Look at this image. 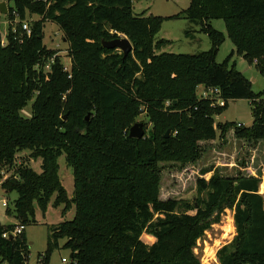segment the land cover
Wrapping results in <instances>:
<instances>
[{
    "label": "trees",
    "instance_id": "1",
    "mask_svg": "<svg viewBox=\"0 0 264 264\" xmlns=\"http://www.w3.org/2000/svg\"><path fill=\"white\" fill-rule=\"evenodd\" d=\"M6 1L12 5L5 16L6 45L0 46V187L17 195L6 214L25 228L35 222V209L45 213L52 196L62 215L74 207L71 221L48 228L39 264L48 263L60 240L70 264H199L193 247L225 209L234 210L235 236L218 250L219 264H264L259 178L203 170L213 173L196 180L195 201L157 199L159 164H194L204 143L229 131L252 146L264 141V94L253 93L226 61L215 62L224 38L208 25L223 20L236 54L264 78V0H191L183 17L166 18L133 15V0ZM28 16L39 18L29 24V35L21 27ZM181 18L200 26L209 50L157 54L170 44L156 39L162 23ZM46 22L62 33L69 70L57 51L43 45ZM121 37L132 45L125 58L101 43ZM199 86L217 89L224 106L196 96ZM33 98L29 116H23ZM236 100L249 102L251 125H215L214 117ZM141 106L152 131L129 138ZM24 150L41 161L40 173L16 162ZM62 155L72 172L71 198L58 178ZM16 225H0V264H27L24 230L2 238ZM143 235L154 241L146 244Z\"/></svg>",
    "mask_w": 264,
    "mask_h": 264
},
{
    "label": "rangeland",
    "instance_id": "2",
    "mask_svg": "<svg viewBox=\"0 0 264 264\" xmlns=\"http://www.w3.org/2000/svg\"><path fill=\"white\" fill-rule=\"evenodd\" d=\"M1 2V1H0ZM191 0H133V15L156 16L166 18L174 15L184 16L189 8ZM11 7V3H6ZM37 16H28L25 23L30 24L38 20ZM212 30L220 32L224 38L220 45L215 62L222 64L226 61L227 67H234L242 76L248 80L253 93L264 94V78L257 72L254 64H249L243 57L236 54L234 46L227 35L226 25L223 20H210L208 22ZM8 32V19L0 14V41L6 42ZM122 38V37H121ZM156 39L168 40L170 44L164 46L159 53L171 54H198L208 51L210 41L206 34L201 32L198 25L191 24L186 19L166 20L162 23ZM43 45L49 50H55L60 56V62L69 70L70 61L67 57V44L63 40L59 28L51 22H46L43 27ZM48 66L45 67L47 70ZM203 87L196 89V96L200 97ZM34 98L28 102L23 109L22 115L28 117ZM168 104V102L166 103ZM251 106L247 100L229 101L227 108L218 116L214 117V124L239 123L244 127H249L252 123ZM135 123L143 125L145 136L152 131V125L146 118V107L141 106L140 115ZM174 135V133H172ZM144 136V137H145ZM219 134L217 133V137ZM219 138V137H218ZM204 153L199 161L194 164L180 167L179 164L161 163L159 164V188L157 199L166 201L170 199H184L193 202L197 199L196 180L204 177L208 180L212 176V171L202 174L203 170H217L220 175L232 177L242 173L244 176H254L259 178V194L264 199V141H260L256 146L249 142L238 140L232 131H229L223 139H216L210 143H204ZM29 151H19L16 154V162L30 167L34 172L40 173L39 159L32 160ZM59 170L58 178L66 191L67 197L71 198L73 193V178L71 169L65 162L64 155L57 160ZM244 163V167L242 166ZM10 173H5L4 178ZM16 193H5L0 187V225L7 226L18 224L13 216L6 214V209L13 210ZM203 197V195H202ZM54 196L51 197L44 214L39 209L34 211V223L25 226L24 234L29 247L27 264H39L38 257L44 255L48 237V228L56 226L65 221H71L74 217V207L61 214L63 206L53 207ZM7 206L3 207V203ZM234 210L225 209L220 215L219 221L211 224L210 228L196 241L193 247V256L199 264H219L216 254L220 248L228 245L235 236L233 222ZM231 221V222H230ZM233 229V230H231ZM142 240L146 244H151L154 239L151 236L143 235ZM65 240L58 241V248L49 256L47 264H61V259H68L69 250L62 248ZM1 264H8L3 262Z\"/></svg>",
    "mask_w": 264,
    "mask_h": 264
},
{
    "label": "water",
    "instance_id": "3",
    "mask_svg": "<svg viewBox=\"0 0 264 264\" xmlns=\"http://www.w3.org/2000/svg\"><path fill=\"white\" fill-rule=\"evenodd\" d=\"M8 12V7L6 2H0V14L6 16ZM102 46L108 50H118L122 53L123 58H125L129 53L132 52V45L129 40L125 37L117 38L111 41H102ZM145 131L141 123H134L128 131L129 138L142 139L144 137ZM169 131L166 132L165 137H168ZM34 207H36L34 205ZM11 238V237H10ZM71 259V256H69Z\"/></svg>",
    "mask_w": 264,
    "mask_h": 264
},
{
    "label": "built area",
    "instance_id": "4",
    "mask_svg": "<svg viewBox=\"0 0 264 264\" xmlns=\"http://www.w3.org/2000/svg\"><path fill=\"white\" fill-rule=\"evenodd\" d=\"M0 1H4L7 3L6 0H0ZM43 2H46L48 0H42ZM22 30L27 34L29 35L30 34V27H29V24L23 22L22 25ZM6 45V42H3L2 40L0 41V46L4 47ZM66 70V68H65ZM200 98L202 99H208L212 102L213 106H220V107H223L224 104H225V101L222 100L220 97H219V92L217 89H207V90H204L201 92V96ZM237 127H242V124H239V123H236ZM3 207H6V203L4 202L3 203ZM24 230V227L21 226V225H16L14 230L12 231L11 234L9 233H5L2 235V238L4 239H7L8 237H10L11 235L14 236V235H20L21 232ZM71 263V259L68 258H62L61 259V264H70Z\"/></svg>",
    "mask_w": 264,
    "mask_h": 264
},
{
    "label": "bare ground",
    "instance_id": "5",
    "mask_svg": "<svg viewBox=\"0 0 264 264\" xmlns=\"http://www.w3.org/2000/svg\"><path fill=\"white\" fill-rule=\"evenodd\" d=\"M231 222V221H230ZM231 230H233V229H231Z\"/></svg>",
    "mask_w": 264,
    "mask_h": 264
}]
</instances>
